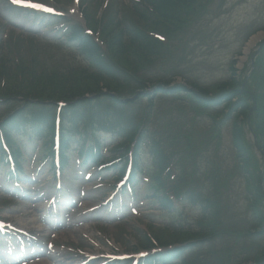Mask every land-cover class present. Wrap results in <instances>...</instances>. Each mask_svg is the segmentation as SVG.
Masks as SVG:
<instances>
[{"label":"rangeland","instance_id":"obj_1","mask_svg":"<svg viewBox=\"0 0 264 264\" xmlns=\"http://www.w3.org/2000/svg\"><path fill=\"white\" fill-rule=\"evenodd\" d=\"M98 1L103 0H91L88 3L91 12H96L99 6ZM109 1L112 4L111 13H114L116 10L122 8V4L128 7L132 0ZM61 2L70 4L71 0H60ZM0 3L3 7H9L6 0H0ZM70 7L75 8V4ZM263 28L264 0H215L207 8L203 19L192 25L188 33L183 36L184 42L178 41L177 54L179 61H184L186 58L184 63L188 76L202 83L208 84L228 79L231 74L230 65L232 59L236 56L240 60L238 66L241 67L243 56H237V53L239 51L244 52L246 45L248 46L254 36L257 35L255 34L250 38L251 40L248 43L246 42L247 32H256ZM13 33L16 36L19 35L17 31H13ZM258 34L263 35L258 38H264L263 31H260ZM35 41V44L27 41L18 49V52L28 62H31L32 57L35 55H45L44 57L48 59L55 56L59 58L63 56L60 52L53 50L52 46L48 43L37 39ZM156 106L159 110L154 119V127H164L177 132L178 127L183 126L186 129L192 128L195 135L198 134L200 127L206 129L204 126L208 123L200 119L196 121L198 127H191L190 122L184 117L180 120L179 113L174 108L169 109L170 102L167 99H159ZM179 120L180 122H178ZM214 136H216V133L210 132V135L205 139L206 143L198 147L193 146L191 151L194 152V155L188 157L192 160H186L185 162L187 166L195 168L200 179H205L214 174L223 173L227 175V185L225 187L220 186V190L224 193V197H227L228 200H232L234 203L231 202L230 207L226 202L223 203V215L228 221L234 223L239 221L238 218L235 219L236 217H234L235 209L241 212L248 211L249 202L245 199L249 180H247V176L238 166L230 126L223 128L221 141H217ZM219 170L221 172L218 173ZM203 184L206 187H212L208 181H204ZM144 189H147V187L143 185L142 190ZM9 209L17 212L22 210L23 207L7 206V204L0 206V215H4L6 211L10 213ZM8 215H11V213ZM194 218L195 214L191 209L189 210L186 222H191ZM78 220L79 218H76L75 222ZM146 221H148L146 217H130L125 221L112 222L104 226L91 225L90 228H78L90 240L95 241L96 239L100 244H104L101 237H96L94 234L107 235L120 244L121 247L128 250L130 245L137 243L136 228H145ZM76 228H69L66 230V234H60V238L62 237L60 241L70 246L81 247L82 249L90 248V242L82 236L80 237L75 232ZM262 244L264 245V239L262 240Z\"/></svg>","mask_w":264,"mask_h":264},{"label":"trees","instance_id":"obj_2","mask_svg":"<svg viewBox=\"0 0 264 264\" xmlns=\"http://www.w3.org/2000/svg\"><path fill=\"white\" fill-rule=\"evenodd\" d=\"M196 0H157L158 8H161V13H163L166 17H169L172 19V22L177 26L178 22L181 20L180 12L182 11V7L180 4H185L188 8L193 7ZM176 7V8H175ZM175 8V10H174ZM158 25H162L165 27L166 30L172 32L173 29L170 26H166L163 22H158ZM182 25H178L177 28H181ZM106 28H104V31ZM169 32V33H170ZM130 35V48H127L124 42L122 41V36L119 33L114 34L111 37V42L109 43L110 47L117 52L116 58H119L118 61H114V67L112 71V75L114 77L113 81H107V83L104 85L109 91H114L119 93L118 95H112V94H104L103 93V87L100 85L101 79L99 77L94 78L93 83H89L87 86L85 85H79V84H70L66 86L64 83L60 81H50L49 84H53L54 89L51 94L47 95V87H48V77L45 74L42 75H36L33 73L34 76H32V79L30 81H27V84L29 85L26 87L25 84L22 82H11L7 83L3 88L0 86V103L4 104L6 106H11L13 103L17 101H22L23 104L21 105V108L15 109L13 114L8 116L7 119L9 120H15V121H25L28 118V115H32L33 118L37 121H43L46 118V112L44 102L45 100H52L57 96L65 97L66 100H74L76 97H82L85 94H97L95 98L90 99H82L80 100V106L77 109H73V111L70 112L72 117L79 118L82 116L83 108L85 110H88L89 106H93L96 103H104L102 101H99L100 97L106 96L111 98L110 101L112 104L118 105L120 107L127 106L130 104V102H134V100H128V101H121L120 96L121 92H124L125 90H131L135 93L136 89H143L146 87V82H150L151 80H148L144 77H139L137 75V71L145 66L148 62L152 61V53L153 51H158L157 48V42L151 40L148 36L144 34L143 31L139 30L138 28H133L129 30ZM111 36V35H109ZM140 42L141 46H143V50L134 47L133 45L136 42ZM114 57V58H115ZM258 68L257 72H261L264 74L263 69L261 68L260 64H264V58L260 56L258 58ZM260 62V63H259ZM0 71L2 74L7 75V72L5 71L4 67L0 65ZM10 75V73H8ZM2 75H0L1 77ZM263 87H264V75L262 78ZM17 83V84H15ZM158 88L155 90V93L159 92V90H164L161 84L168 85L170 81L165 79H158L155 84H158ZM236 80L232 79L228 83H223L218 85L217 93L211 95L209 94V90L206 88H202L197 84H194V89L192 90L191 95L194 97V101L198 104H201L200 106H215L222 104L224 102L229 103L230 111L233 110H239V113L242 114L243 121L250 122V125L252 126V129L254 133L256 134L257 142L255 144L256 147L263 153L264 155V93L259 92H251L246 87H234L236 84ZM135 84V85H133ZM135 86V87H134ZM134 87V88H133ZM27 88V90H26ZM185 86L182 85H176L175 87H172L171 90L173 92H179V91H185L188 92V90H185ZM143 96V94H141ZM140 95V96H141ZM237 97V102L233 101V98ZM22 98V100L18 99ZM39 100L41 102L32 103L29 102V100ZM248 99L252 100L253 105H248L247 101ZM152 100V99H151ZM77 102L70 105V107H74L77 104ZM227 105V104H226ZM32 108L30 111L27 110V108ZM69 107V108H70ZM106 111H110V107L106 105ZM254 112V115L250 112ZM147 115H150V112L147 113ZM225 118L228 119L230 117L228 113H225ZM254 117V120L252 117ZM256 118V119H255ZM6 119V120H7ZM235 127H236V134L238 135L237 143L240 148L239 150V156L244 157V162H247L251 167H253L254 164V157L252 156L251 152L249 151L248 147L246 146L244 140L241 138V134L243 133V127L240 125V122L235 118ZM150 136L151 134L148 133ZM143 137H148L146 132H142L140 139ZM156 139L155 137H152ZM255 170L250 174L254 183V188L252 190V194L254 195V199L252 202L253 210H254V218H256V221L258 224H261L264 222V172H258L259 167L257 164H254ZM247 169V166H246ZM208 205L214 206L213 201L208 199ZM262 225V224H261ZM212 226H207L206 228L208 230L204 232H196V233H188L187 239L190 240H200L204 241L205 243L207 241H210V239L217 233L215 229L211 228ZM257 227H253L248 231L249 235H256L259 232L256 230ZM224 234V233H223ZM240 237H244L241 235ZM146 246L150 245V238L147 239ZM191 244V243H190ZM232 249H226L222 253V255L219 258L220 264H227V260L232 259ZM234 252V251H233ZM251 260H253L256 264H264V250L257 251ZM223 256H226L223 258Z\"/></svg>","mask_w":264,"mask_h":264},{"label":"snow or ice","instance_id":"obj_3","mask_svg":"<svg viewBox=\"0 0 264 264\" xmlns=\"http://www.w3.org/2000/svg\"><path fill=\"white\" fill-rule=\"evenodd\" d=\"M30 7H36V8H41L43 7L42 5H36V4H31V5H28ZM49 11H51V9H49Z\"/></svg>","mask_w":264,"mask_h":264}]
</instances>
